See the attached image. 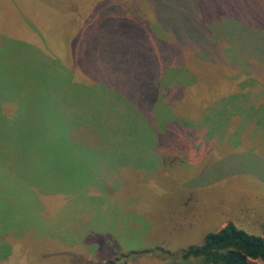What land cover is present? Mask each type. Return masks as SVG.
I'll return each instance as SVG.
<instances>
[{
  "label": "rangeland",
  "instance_id": "rangeland-1",
  "mask_svg": "<svg viewBox=\"0 0 264 264\" xmlns=\"http://www.w3.org/2000/svg\"><path fill=\"white\" fill-rule=\"evenodd\" d=\"M31 1L0 0V264H201L180 259V252L201 245L206 233L229 221L259 234L264 114L261 131L218 119L214 130L198 127L200 138L189 140L185 160L158 171L159 159L144 157L151 127L148 120L137 122L138 107L130 99L114 92L115 99L105 98L111 104L100 100L103 104L91 114L80 106L81 94L101 93L97 84L114 76L112 59L104 54L111 57V51L125 47L131 18L146 17L154 33L167 39L150 15L169 23L177 35L187 30L182 16H196L199 9L191 7L200 0ZM179 3L194 4L184 8ZM199 66L187 55V67L174 68L165 80L178 84L201 75L204 92L216 81L206 77L218 70ZM227 71L219 70L222 87L236 89L243 75ZM263 84L259 81L258 88ZM187 86L180 102L190 108L178 106L179 112L192 117L189 126L212 123L217 118L208 112L212 98L193 81ZM160 104L154 113L162 131L161 123L172 120L173 112ZM86 116L91 125L84 122ZM98 122L105 123L109 136L92 126ZM103 140L112 142L114 154L100 156L106 151ZM232 150L257 156L244 165L228 164L225 156ZM137 157L147 158V169L157 176L137 170L136 177L119 164Z\"/></svg>",
  "mask_w": 264,
  "mask_h": 264
},
{
  "label": "trees",
  "instance_id": "trees-1",
  "mask_svg": "<svg viewBox=\"0 0 264 264\" xmlns=\"http://www.w3.org/2000/svg\"><path fill=\"white\" fill-rule=\"evenodd\" d=\"M193 4L179 3L184 8ZM194 7L199 9L198 14L182 16L181 19L185 25L182 23L181 25L187 30L177 35L170 31L169 23L162 22L163 19L159 16L150 15L161 31L168 34L167 39L154 33L146 17L131 18L129 20L131 32L125 39V47L111 51V57L108 51L104 54L109 61L112 59L109 65L114 70V76L98 83L101 93L96 94L95 100H90L84 106V109H87L86 112L91 114L94 109L103 104V101L100 104V100H106L108 105L111 104V100L105 98L115 99L114 92L125 99H130L138 107L137 122L138 119L145 120V123L148 120L146 125L151 127L153 135L146 136L149 144L144 157L159 159L158 171L162 168H174L181 159L185 160L189 140L193 138L195 141L200 138L198 134L201 129L198 130V127L208 126L210 130H214L220 127L215 124V119L227 121L231 125L239 122L249 129L262 130L258 125L261 124L259 117L264 114V84L260 87L261 91H257V84L259 81L264 83V0H200L198 6L193 5L191 9ZM182 11L186 10L180 12ZM201 15L206 17L197 24ZM157 30H159L158 27ZM172 36H176L177 39ZM187 55L194 57L199 67L204 70H218L213 72L214 77H206L216 81L207 83L211 86L208 89L203 88L204 92L200 86V79L204 77L201 75L195 79L192 77L190 80L188 78L178 80V84L174 79L165 80L174 68L187 67ZM220 68H226L227 72L232 71L236 75H243L236 89L222 87L219 79ZM190 81L194 82L195 88L200 87L199 91L202 94L212 98L207 102L210 106L208 112L209 115L217 118H214L210 124L205 125L200 122L193 127L189 126L192 117L190 115L189 117L187 113L179 112L178 106L187 105L190 108V105L180 102L187 94V85ZM159 101L160 106L173 112L172 120L161 123L162 131L156 127L157 117L154 113V107ZM83 103L87 101L83 100ZM197 104L195 100L194 106ZM217 109L223 110L221 115L213 112ZM3 114L4 112H0V118ZM123 117L124 120L127 118L125 115ZM83 120L91 125L92 120L87 116ZM99 120L101 121V115ZM195 120L192 119V125ZM262 123L264 124V120ZM98 124L99 122L92 123V126L97 127L96 130L103 137L109 136L110 132L105 123ZM108 126L111 125L108 124ZM94 133L98 137V133L95 131ZM103 142H105L103 145L106 151H99L100 156L106 152L113 153L110 148L112 142L103 140L101 143ZM116 143L113 145L117 148L118 143ZM120 147L121 145L118 148ZM232 152L233 154L228 153L229 155L225 156L228 164L242 163L244 165L245 159L257 156L252 152L234 153L233 150ZM139 154L140 150L135 155L139 156ZM147 158L142 160L141 157H137L133 159L134 163L126 159L119 164L123 166L126 173L136 177H138L135 173L137 170L147 171V174L151 175L148 173L150 171L157 176L152 167L147 169L149 166L148 163L146 165ZM216 160L217 158L214 161ZM101 175H103L102 171ZM179 257L183 260L197 259L201 264H249L251 260H264V224L259 234H253L249 233L248 229L229 221L220 229L206 233L201 245H190L182 250Z\"/></svg>",
  "mask_w": 264,
  "mask_h": 264
},
{
  "label": "crops",
  "instance_id": "crops-1",
  "mask_svg": "<svg viewBox=\"0 0 264 264\" xmlns=\"http://www.w3.org/2000/svg\"><path fill=\"white\" fill-rule=\"evenodd\" d=\"M27 1H31V0H27ZM32 2V1H31ZM74 12L75 13H77V14H79V8H74ZM35 20V19H34ZM36 21V20H35ZM28 28H31V26L30 25H33L32 23H26L25 24ZM31 46H33V47H35V48H37V49H39V50H42L44 47L42 46V45H33V44H30ZM76 48V47H75ZM76 49H78V48H76ZM53 50V49H52ZM53 52H55L54 50H53ZM82 95V97H83V99L79 96V100L81 101V103H80V106L81 107H83V109H84V106H86V104H88V102L90 101V100H95V97L94 96H97L96 94L94 95V94H81ZM83 100H87L88 102L87 103H83L82 101ZM83 111H85V109L83 110Z\"/></svg>",
  "mask_w": 264,
  "mask_h": 264
}]
</instances>
